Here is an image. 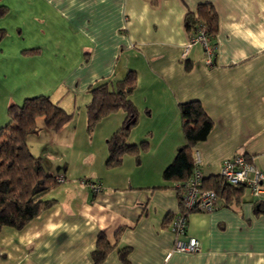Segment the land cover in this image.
I'll return each instance as SVG.
<instances>
[{
    "label": "crops",
    "instance_id": "1",
    "mask_svg": "<svg viewBox=\"0 0 264 264\" xmlns=\"http://www.w3.org/2000/svg\"><path fill=\"white\" fill-rule=\"evenodd\" d=\"M1 2L24 16L46 20L50 33L60 32L62 39L51 46L65 52V58L77 53L78 68L68 75V87L76 81L78 90L88 92L101 80H119L134 70L130 99L137 121L127 142L147 140L149 145L137 166L134 156L125 154L121 166L93 171L92 179L102 187L94 193L75 180L73 166L51 147L34 154L29 146L34 139L28 136L29 150L43 159L48 173L65 179L44 197L55 199L48 209L22 229H0V264H94L97 235L104 232L113 244L117 231L116 246L101 264H122L117 250L124 246L131 248L128 264H264V202L247 188L236 204L217 197L212 211L189 213L180 237H195L200 249L172 252L170 221L180 210L179 182L162 179L184 144L179 104L190 100H198L213 123L206 139L191 149L192 157L200 156L204 179L217 176L222 162L236 154L250 157L264 171V0ZM204 2L214 6L218 17L211 65L198 42L183 56L189 41L184 15ZM80 51H89L88 57ZM115 114L105 117H113L105 121V139L126 117L122 110ZM3 116L0 105V123ZM40 120L39 134L49 143L72 147L73 120L56 132L46 130ZM101 155L98 160H105L107 151Z\"/></svg>",
    "mask_w": 264,
    "mask_h": 264
},
{
    "label": "trees",
    "instance_id": "2",
    "mask_svg": "<svg viewBox=\"0 0 264 264\" xmlns=\"http://www.w3.org/2000/svg\"><path fill=\"white\" fill-rule=\"evenodd\" d=\"M156 5L158 0H149ZM8 8L0 4V15ZM184 31L190 40L199 30L212 41L218 29V17L214 6L209 2L199 3L195 11H187L183 19ZM185 68H190L189 61H184ZM136 73L129 70L122 79L101 80L88 88L89 102L85 106L87 130L92 131L105 117L122 110L126 113L121 126L106 139L107 166H118L125 154L133 155L140 161V153L147 150L149 142L130 144L127 137L137 121V109L130 99L135 88ZM179 114L184 137V144L176 152L174 160L162 172L164 181L183 183L192 173L193 157L191 149L208 136L213 123L198 100H190L179 104ZM7 122L0 127V229L4 226L22 229L31 219L48 209L55 199L44 198L52 189L64 181L48 173L41 157L29 150L27 138L37 134L40 128L37 119L41 118L43 126L50 132L60 130L73 118L58 103L52 102L47 95L30 96L21 103H9L7 106ZM86 181H91L86 179ZM205 186L215 190L217 197L225 201L239 202L244 190L243 185L232 186L217 175L204 179ZM177 194L181 198V186H177ZM180 203V202H179ZM180 209H182L180 204ZM172 218V217H171ZM115 243L109 240L104 232L97 235L96 246L91 253L94 264H101L115 248L118 231L114 235ZM129 246L117 250L122 264H128Z\"/></svg>",
    "mask_w": 264,
    "mask_h": 264
},
{
    "label": "rangeland",
    "instance_id": "3",
    "mask_svg": "<svg viewBox=\"0 0 264 264\" xmlns=\"http://www.w3.org/2000/svg\"><path fill=\"white\" fill-rule=\"evenodd\" d=\"M0 4L4 5L3 2ZM9 4L13 5L12 2ZM15 10V8L8 9L0 15V105L3 107L4 115V121L0 123V126L8 120L7 106L9 103L19 104L27 96L47 95L52 102L58 103L67 112L73 113L72 125L75 126L76 141L74 138L72 147L66 148L61 144L49 143L48 138L38 132V135H31L34 140L29 143L34 154H40L43 146L51 147L55 154L70 162L77 181L86 179L94 181L91 176L95 171L106 173L105 171L121 166L122 163L118 166H107L106 159L98 160L102 157V151H107L104 132L109 122L105 121L108 119L111 121L112 116L120 110L110 114L111 117L102 119L91 132L88 131L85 106L90 99L89 93L78 90L79 86L76 85V81L71 88L66 84V81L70 82L71 74L78 68L77 53L70 54L69 52L65 58V52L51 46L52 43L62 39L60 32L50 33L46 30V20L40 21L39 18L35 20L24 16V12ZM53 22L62 25L58 19H54ZM65 37H70V35ZM80 53L87 58L89 51H80ZM40 119H37L39 128ZM45 143L47 145H44ZM92 153L96 156L94 160ZM133 159L136 162V158ZM135 165H138L137 162Z\"/></svg>",
    "mask_w": 264,
    "mask_h": 264
},
{
    "label": "built area",
    "instance_id": "4",
    "mask_svg": "<svg viewBox=\"0 0 264 264\" xmlns=\"http://www.w3.org/2000/svg\"><path fill=\"white\" fill-rule=\"evenodd\" d=\"M201 43L204 48V61L207 65L212 64L215 46L205 35L204 30H199L186 44L183 56L188 48L194 43ZM193 169L191 175L181 186L180 204L182 209L172 216L170 230L174 235L172 252L193 253L200 249L199 241L195 237L182 239L185 233L187 216L193 211H212L217 201L215 190L204 185V176L200 169L201 159L198 153L193 156ZM218 175L223 181L232 186L243 185L249 190L253 198L264 202V171L257 168L252 159L246 155L236 154L222 162ZM60 181H63L62 178ZM94 193L100 192L101 184L97 181L81 180Z\"/></svg>",
    "mask_w": 264,
    "mask_h": 264
}]
</instances>
